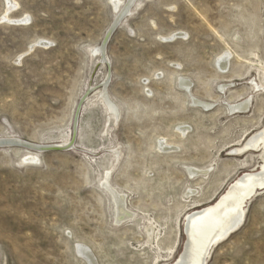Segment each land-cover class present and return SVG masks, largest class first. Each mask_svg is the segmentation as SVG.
<instances>
[{
  "label": "rangeland",
  "instance_id": "1",
  "mask_svg": "<svg viewBox=\"0 0 264 264\" xmlns=\"http://www.w3.org/2000/svg\"><path fill=\"white\" fill-rule=\"evenodd\" d=\"M13 1L0 0V139L47 148L0 146V264H90L77 245L95 264H171L185 215L264 164V148L231 152L264 130V0H133L103 49L127 0ZM104 181L131 219H115ZM206 264H264V189Z\"/></svg>",
  "mask_w": 264,
  "mask_h": 264
},
{
  "label": "bare ground",
  "instance_id": "2",
  "mask_svg": "<svg viewBox=\"0 0 264 264\" xmlns=\"http://www.w3.org/2000/svg\"><path fill=\"white\" fill-rule=\"evenodd\" d=\"M132 1L133 0H127L126 4L116 15V19L118 18V16H121L123 13L128 11L129 5ZM118 2L119 0L113 1V5L115 8L117 7ZM14 6L15 3L13 0H6L7 11H9ZM6 15L7 13H5L2 18H5ZM21 21L24 20L21 19ZM113 23L111 22V24ZM100 47H98V49ZM101 49H103V46ZM227 61H228V54L223 53L217 58L216 65L219 69L223 70L227 66ZM180 85L186 90H188L189 88V82L185 79L180 80ZM105 99L107 101L108 108L114 111V113L116 114L117 113L116 105L113 102H111L110 99L108 98ZM194 102L199 103L205 108L208 107L209 105L207 103L199 102L195 99ZM210 105L212 106V104ZM248 109H249V102L248 100H245L243 102L229 106L228 111L231 114L245 113L248 111ZM180 130L181 133H184V126L183 128H180ZM165 145L166 143L163 140L159 141V146L161 148H164ZM263 148H264V130H259L245 137L241 147L233 148L231 152L234 154H240L246 151H260ZM32 158H28V159L30 160ZM188 168L186 169L188 170L190 175H195V173L201 172L202 170L204 173H206L210 169L207 168L208 169L207 170L204 168L201 170L199 168L198 169H192V168L188 169ZM104 182H105L104 183L105 187L111 193L112 198L114 200V204H115L114 206L116 212L115 219L117 221L131 219L134 214L126 208L124 203L125 201L124 196L112 190L111 186L107 183V181ZM263 189H264V164L256 171L243 172L239 176H237L213 203L201 207L199 209L192 210L191 212L187 213L183 221L186 231L184 245L180 253L177 255V257L171 264H206L207 258L209 256L212 247L216 243L226 239L232 232L236 231L241 226L244 218V208L246 206V202L258 190H263ZM76 247H77L76 249L78 250L77 252L80 253L90 264H95L93 256L84 245H77Z\"/></svg>",
  "mask_w": 264,
  "mask_h": 264
},
{
  "label": "water",
  "instance_id": "3",
  "mask_svg": "<svg viewBox=\"0 0 264 264\" xmlns=\"http://www.w3.org/2000/svg\"><path fill=\"white\" fill-rule=\"evenodd\" d=\"M127 12L123 13L121 16H118L117 19H115L114 23L112 24V26L110 27V29L107 31L105 37H104V40L102 42V46L103 48L105 47L106 45V42L108 41L111 33L113 32V30L115 29V27L117 26V24L119 23V21L121 20V18H123L125 15H126ZM3 19V18H2ZM40 44H44L43 42ZM4 145H24V146H28V147H33L37 150H40V149H44V148H47V147H40V146H33V145H28V144H25V143H21L17 140H13V139H0V146H4ZM184 230H185V227H184ZM186 233V231H185Z\"/></svg>",
  "mask_w": 264,
  "mask_h": 264
}]
</instances>
